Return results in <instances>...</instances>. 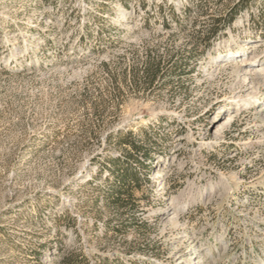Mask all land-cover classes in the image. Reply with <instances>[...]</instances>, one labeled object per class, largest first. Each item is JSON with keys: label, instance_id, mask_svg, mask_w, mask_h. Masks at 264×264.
<instances>
[{"label": "rangeland", "instance_id": "obj_1", "mask_svg": "<svg viewBox=\"0 0 264 264\" xmlns=\"http://www.w3.org/2000/svg\"><path fill=\"white\" fill-rule=\"evenodd\" d=\"M117 131L153 158L108 205ZM72 250L264 264V0H0V264Z\"/></svg>", "mask_w": 264, "mask_h": 264}, {"label": "trees", "instance_id": "obj_2", "mask_svg": "<svg viewBox=\"0 0 264 264\" xmlns=\"http://www.w3.org/2000/svg\"><path fill=\"white\" fill-rule=\"evenodd\" d=\"M232 21V18L228 20L227 23H230ZM210 43L203 46L202 52L200 57L193 58L192 62H196L200 60L205 52L210 48ZM160 69L159 62H152L148 61L146 62L143 73L144 78H146V82L148 84H151L154 79L157 77L158 72ZM184 69H188V72L192 71L193 69L190 66H186ZM127 73H124V78ZM115 80V79H114ZM116 81V80H115ZM139 132H142L140 129ZM112 134H109V136ZM115 136L118 138V144L121 145V152L122 157H118L116 159H110L108 160V163L111 164L110 166H106L107 170V176H111L115 178V184L111 186V188L108 190L107 194V202L106 204H117L121 205V203L125 199H130L133 197V190L135 188L139 187V181L140 178L138 176V173L134 166H132L130 159L132 158L133 152L142 150L143 155L145 156L146 160L151 161L153 158L148 151L143 149V145L139 144L137 141H135L134 132L132 131H117L115 133ZM119 167L120 170H119ZM98 173H100V169L98 168ZM71 221V220H70ZM74 222V219H72V223ZM83 261L84 258L81 256L80 253L75 252L74 250L69 251L59 262V264H79V259Z\"/></svg>", "mask_w": 264, "mask_h": 264}, {"label": "bare ground", "instance_id": "obj_3", "mask_svg": "<svg viewBox=\"0 0 264 264\" xmlns=\"http://www.w3.org/2000/svg\"><path fill=\"white\" fill-rule=\"evenodd\" d=\"M119 19H124V18L120 17ZM236 59H239V62L234 63V66L243 67V66H246L247 64H249L248 58H245L244 56H240V57H238ZM253 71H254L253 72L254 74H257V73L263 71V67H260V66L259 67H255V68H253ZM253 73H250V74H253ZM250 74L248 73V75H250ZM246 103L247 102H245V104ZM214 130H215V134H219L220 130L218 129V126L215 127Z\"/></svg>", "mask_w": 264, "mask_h": 264}]
</instances>
